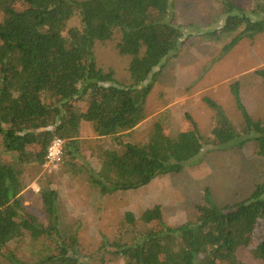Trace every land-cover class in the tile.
Segmentation results:
<instances>
[{
  "label": "trees",
  "instance_id": "trees-1",
  "mask_svg": "<svg viewBox=\"0 0 264 264\" xmlns=\"http://www.w3.org/2000/svg\"><path fill=\"white\" fill-rule=\"evenodd\" d=\"M175 0H0V257L9 264H246L243 255L264 264V173L250 196L218 205L206 189L198 217L168 225L162 207L146 209L138 224L126 212L124 234L102 236L85 253L78 225H64L59 192L48 183L40 191L41 215L26 204V174L42 168L55 138L65 141V172L85 175L100 195L138 190L154 179L181 173L208 146L242 148L250 141L264 158V119L255 120L242 101L239 81L230 91L243 117L237 128L217 102L205 98L215 125L206 138L190 114L185 130L170 136L154 124L145 144L122 140L146 118L147 101L160 70L180 50L188 34L176 22ZM222 27L203 33L208 43H224L226 56L245 39L264 32V0L246 9L222 0ZM78 18L79 27L68 23ZM119 35L117 49L130 58L129 80L102 69L95 45ZM226 42V43H225ZM159 69V70H158ZM264 80V71H258ZM99 140L91 165L83 153L82 126ZM104 139L112 144L105 147ZM101 143V144H100ZM47 242L35 261L11 248L16 241Z\"/></svg>",
  "mask_w": 264,
  "mask_h": 264
},
{
  "label": "rangeland",
  "instance_id": "rangeland-1",
  "mask_svg": "<svg viewBox=\"0 0 264 264\" xmlns=\"http://www.w3.org/2000/svg\"><path fill=\"white\" fill-rule=\"evenodd\" d=\"M222 0H175L176 22L188 34L177 54L165 62L155 82L146 106L145 120L122 140L145 144L156 123L162 125L170 136L185 130L186 114L196 121L202 134L210 138L215 125L214 111L205 98L217 102L232 123L240 128L243 117L237 109L230 91L232 83L239 81L241 96L248 112L255 120L264 119V80L258 71H264V32L254 39H245L226 56H221L224 43H208L202 34L219 29L225 17L222 15ZM246 9H252L256 0H231ZM78 18H73L69 27H79ZM119 35L112 41L98 42L95 56L98 65L108 71L113 69L116 78L126 83L129 80L130 58L121 56L117 49ZM226 43V42H225ZM159 70V69H158ZM84 141L83 153L91 165L98 168L99 141L90 125L84 124L80 135ZM105 147L111 139L100 141ZM100 143V144H101ZM264 173V158L256 153L254 141L242 148L214 151L208 146L200 158L188 165L181 173L160 176L149 185L132 191H121L102 196L87 181L85 175L67 173L62 168L31 169L26 174L27 187L23 192L25 204L41 215L40 191L52 182L59 192L60 215L64 225H78L80 241L85 253L95 251L106 236L113 241L123 238L125 214L132 212L138 224L140 216L148 208L160 205L165 222L177 226L198 217V207L206 189L220 206L234 204L250 196ZM130 230V228L128 229ZM11 248L24 261H35L42 249L48 250L47 242L30 239L16 241ZM246 264H261L249 255H243ZM0 264H9L0 257ZM100 264V262L90 263ZM105 264H124L122 259H113Z\"/></svg>",
  "mask_w": 264,
  "mask_h": 264
},
{
  "label": "built area",
  "instance_id": "built-area-1",
  "mask_svg": "<svg viewBox=\"0 0 264 264\" xmlns=\"http://www.w3.org/2000/svg\"><path fill=\"white\" fill-rule=\"evenodd\" d=\"M65 141L61 138H55L50 145L47 153L46 168L56 170L63 161Z\"/></svg>",
  "mask_w": 264,
  "mask_h": 264
}]
</instances>
